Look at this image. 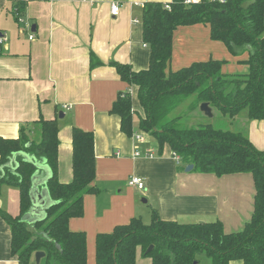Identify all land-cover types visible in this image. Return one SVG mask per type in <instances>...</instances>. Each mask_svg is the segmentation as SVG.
Instances as JSON below:
<instances>
[{"label":"crops","instance_id":"obj_1","mask_svg":"<svg viewBox=\"0 0 264 264\" xmlns=\"http://www.w3.org/2000/svg\"><path fill=\"white\" fill-rule=\"evenodd\" d=\"M115 1L120 4L117 16L110 12ZM148 1L171 0H0V137L15 138L25 125L33 127L34 133L38 128L33 122L40 117L56 118L57 176L61 182H69L72 128L93 132V185L97 189L83 196V214L68 221L71 230L85 232L87 264H96V235L111 232L133 217L143 222L148 217L150 221L155 211L162 219L179 222L219 220L228 234L242 230L254 213L256 186L251 173L218 176L193 168L186 171L189 164L173 159L168 145L159 152L156 139L151 135L146 138L148 134L139 129L138 113L142 109L137 87L121 79L110 62L128 64L133 71L148 67L150 49L142 39V11ZM17 9L18 19L13 14ZM135 18L138 23L133 22ZM204 26L208 27L198 23L174 31L173 69L220 58L222 53L216 47L226 46L212 40L209 27L206 30ZM91 54L96 62L92 66ZM242 56L238 64L224 59L222 70L232 71L231 64L240 67L234 73L244 74L248 53ZM126 91L139 105L132 107L131 136L121 131L119 117L109 112L119 93ZM236 122L238 130L257 149L264 150V119H250L244 112ZM134 132L143 139L134 140ZM135 148L140 152L138 157L133 155ZM148 152L154 155L148 157ZM19 157H10L0 172L12 171ZM35 175L46 179L50 169L37 168ZM132 176L142 178L143 190L128 185ZM0 208L12 216L20 214L16 186H1ZM10 241L11 229L0 216V264H19L17 256L11 254ZM142 256L141 248H137L136 264H151L150 258L144 260ZM31 259L28 264H33ZM44 263L43 258L40 264ZM229 264L242 262L232 260Z\"/></svg>","mask_w":264,"mask_h":264},{"label":"trees","instance_id":"obj_2","mask_svg":"<svg viewBox=\"0 0 264 264\" xmlns=\"http://www.w3.org/2000/svg\"><path fill=\"white\" fill-rule=\"evenodd\" d=\"M13 14L19 18L18 9ZM142 23V39L150 49L148 67L133 71L128 64L110 62L121 79L137 87L142 109L138 113L139 129L156 139L159 152L168 145L181 163L192 164L196 172L218 176L251 173L256 186L254 213L242 230L228 234L219 220L181 223L162 219L155 211L148 223L133 217L111 232L96 235V264H136L137 248L151 264H193L198 253H204L211 264H229L232 260L264 264V150L257 149L241 130L211 123L181 127L179 116L166 118L195 95L191 110L208 102L234 121L242 111L250 119H264V0H200L193 4L173 0L169 8L162 2L148 1L143 5ZM198 23L207 25L210 38L222 42L231 54L248 53L244 74L223 73L225 60L216 58L178 69L169 67L174 31ZM92 55L91 66L96 63ZM109 112L119 117L121 131L131 136L130 92H120ZM33 123L38 128L34 133L33 127L25 125L15 138L0 137V166L14 152L27 153L32 159L25 161L20 156L14 171L0 172V190L4 184L19 190L18 216L0 208V216L11 229V254L17 256L19 264H28L37 250L45 252L44 264H87L85 232L71 230L68 221L83 214V196L97 189L93 185V132L72 128V179L61 182L57 176L58 120L40 117ZM35 163L50 169L45 187L54 203L43 219L28 225L21 217L31 206L29 191L37 171ZM150 245L152 249L147 252Z\"/></svg>","mask_w":264,"mask_h":264},{"label":"rangeland","instance_id":"obj_3","mask_svg":"<svg viewBox=\"0 0 264 264\" xmlns=\"http://www.w3.org/2000/svg\"><path fill=\"white\" fill-rule=\"evenodd\" d=\"M204 28L206 30H208V27L204 26ZM216 50L220 51L222 53V54H219L220 55L219 59H222V60L226 59L227 62H229V63L233 62V64H236V63L238 64L239 59H242V57H243L242 56L243 53L239 54V55H233L224 46H221V47L218 46V47H216ZM186 57H187V55L184 58H186ZM213 57H215V56H213ZM215 58H218V57H215ZM226 60H225V63H226ZM169 67L171 69H173V67H174L173 66V62L169 63ZM183 67H185V66H183ZM235 67L236 66H234V65L231 66V64H230L229 68H231L232 71L225 72V71L222 70V72L223 73H228V74H238V73H234V70L239 69L240 67H236V68ZM132 99H134V98H132ZM195 99H196L195 95L188 97L186 100L181 102L175 109H173V111H171L166 118L170 119V118H173L174 116H179L180 119L178 120V124L181 127H190V126H196V125H199V124L211 123L214 127H218V128L234 129V130H238L239 129L238 128V124L236 122V119H237V117L239 118V116L242 113H244L245 111L240 112L235 117V121L232 120L228 115H223L221 112H219L215 108L213 109V116L212 117H208L199 109V105L200 104L196 108H194L193 110L189 109L190 104ZM133 106L135 107V109L139 108V105L136 102V100H132V107ZM136 133L138 134V132H136ZM136 133L134 132L133 134H136ZM146 138L150 139L149 134H148V136H146ZM152 140H153V138H152ZM143 219L145 220L144 221L145 223L149 222L148 217L147 218H143ZM207 221H209V220H207ZM192 222H201V221L200 220H195V221L190 220L189 222H181V223H192ZM88 257H89V255H88ZM142 258L144 260H147L146 256H142ZM197 258H198L199 264H211L210 259L204 253H198L197 254ZM41 260H43V258ZM31 261L33 262V264H35L34 255L32 256Z\"/></svg>","mask_w":264,"mask_h":264},{"label":"water","instance_id":"obj_4","mask_svg":"<svg viewBox=\"0 0 264 264\" xmlns=\"http://www.w3.org/2000/svg\"><path fill=\"white\" fill-rule=\"evenodd\" d=\"M199 109L208 117L213 116L212 108L210 107L208 102H201L199 105ZM63 117V113H59V118ZM16 155L22 156L25 161H32L31 157L24 152H14L11 157H15ZM8 164V163H7ZM38 169L45 168L44 165L41 163H35ZM6 165V164H4ZM18 166V162L12 168L14 171ZM193 168L192 164L186 166L185 170L189 171ZM50 176V175H49ZM49 176L46 179H38V177L34 174L32 177V185L29 191L31 206L29 210L24 213L21 217L22 221H27L29 223H35L38 220H41L46 215V209L54 203V201L49 196L47 190L40 188V186H45L46 181L48 180ZM143 201H145L143 199ZM152 249V245L147 248V252ZM45 257V252L43 250H37L34 252V261L35 264H40L42 258ZM193 264H198V261H194Z\"/></svg>","mask_w":264,"mask_h":264},{"label":"built area","instance_id":"obj_5","mask_svg":"<svg viewBox=\"0 0 264 264\" xmlns=\"http://www.w3.org/2000/svg\"><path fill=\"white\" fill-rule=\"evenodd\" d=\"M173 0L171 1H168V2H165V7L166 8H169V4L170 2H172ZM184 4H193V3H198L200 0H181ZM218 1H223V0H218ZM119 10H120V4L118 2H111L110 4V12L113 16H117L118 13H119ZM133 22L134 23H138V20L135 18L133 19ZM33 34H30L29 38L30 39H33ZM1 40V39H0ZM64 108H68L67 105H64ZM133 138L134 140H137V141H141L143 139L142 135L141 134H134L133 135ZM134 157H138L140 156V152L137 150V148H135V151L133 153ZM154 154H152V152H148L146 154V156L148 157H152ZM171 156L173 157V159H175L177 162H180L181 159L180 157L175 154V153H171ZM128 185L130 186H133V187H136L137 189L139 190H143L144 189V182L142 180V178L138 177V176H132L129 178L128 180Z\"/></svg>","mask_w":264,"mask_h":264}]
</instances>
